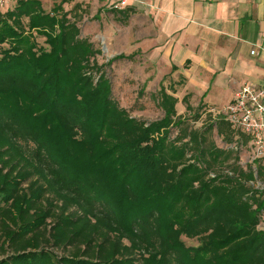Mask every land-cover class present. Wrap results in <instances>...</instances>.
Listing matches in <instances>:
<instances>
[{
	"label": "trees",
	"instance_id": "trees-1",
	"mask_svg": "<svg viewBox=\"0 0 264 264\" xmlns=\"http://www.w3.org/2000/svg\"><path fill=\"white\" fill-rule=\"evenodd\" d=\"M72 1L0 13V264H264V189L249 184L264 160L244 167L236 150L249 135L220 115L193 127L163 83L164 115H132Z\"/></svg>",
	"mask_w": 264,
	"mask_h": 264
},
{
	"label": "crops",
	"instance_id": "crops-1",
	"mask_svg": "<svg viewBox=\"0 0 264 264\" xmlns=\"http://www.w3.org/2000/svg\"><path fill=\"white\" fill-rule=\"evenodd\" d=\"M41 1L50 10L60 0ZM69 4L78 20L88 12L116 53L137 52L140 79L155 88L167 79L184 110V98L218 109L243 85H264V0H73L66 10ZM118 5L134 9L125 22L113 12Z\"/></svg>",
	"mask_w": 264,
	"mask_h": 264
},
{
	"label": "rangeland",
	"instance_id": "rangeland-1",
	"mask_svg": "<svg viewBox=\"0 0 264 264\" xmlns=\"http://www.w3.org/2000/svg\"><path fill=\"white\" fill-rule=\"evenodd\" d=\"M17 1H14L6 5V9L14 8ZM71 3V2H70ZM72 5V6H71ZM69 10H73V18H78L76 15V7L73 4L67 5ZM93 18L88 14L81 20L79 25L82 30V37H87L94 42L95 46L101 50V53L97 55V61L99 64H103V71L106 76L111 80L113 98L122 106L127 108L132 115L152 121L161 118L164 115V110L158 104V101L154 98V94H157L160 85L157 88L151 85V82H145L139 78V63L137 52L133 57L127 58L126 55L128 50L117 52L114 50L113 45L104 37L103 33L94 26ZM36 40L39 45L45 44V38L37 35ZM2 47H0V50ZM125 51V52H124ZM125 53L124 57L121 58L120 54ZM154 82V81H152ZM165 82V83H163ZM163 84L167 87V79L163 80ZM179 114L185 115L190 119L191 124L195 128L205 129L215 122L214 114L206 112L198 106L193 107V110H184L182 105L177 106ZM173 137L177 134V128L172 130ZM210 139L215 141L217 145L221 147H234L237 143H225L222 137H220L214 128L210 133ZM240 155L239 163L244 167H248L252 162L253 149L248 143L247 145H238L236 147ZM254 188L264 189V179L257 178L249 183ZM261 226L264 227V214L262 215ZM183 240L187 245H198V238L183 237ZM58 255H68L67 249L55 248L53 249Z\"/></svg>",
	"mask_w": 264,
	"mask_h": 264
},
{
	"label": "built area",
	"instance_id": "built-area-1",
	"mask_svg": "<svg viewBox=\"0 0 264 264\" xmlns=\"http://www.w3.org/2000/svg\"><path fill=\"white\" fill-rule=\"evenodd\" d=\"M14 1L18 0H0V13ZM117 8L121 9L122 5ZM255 52L252 50V53ZM209 112L224 117L234 128L249 135V144L253 149L251 162L264 160V85L245 84L237 91L233 101Z\"/></svg>",
	"mask_w": 264,
	"mask_h": 264
}]
</instances>
